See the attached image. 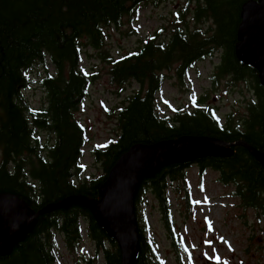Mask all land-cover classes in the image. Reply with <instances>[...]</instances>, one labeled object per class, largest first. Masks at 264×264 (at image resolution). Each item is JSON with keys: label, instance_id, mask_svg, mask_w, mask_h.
Masks as SVG:
<instances>
[{"label": "trees", "instance_id": "obj_1", "mask_svg": "<svg viewBox=\"0 0 264 264\" xmlns=\"http://www.w3.org/2000/svg\"><path fill=\"white\" fill-rule=\"evenodd\" d=\"M164 1L0 0V196L14 195L36 212L73 197L99 201L109 173L132 147L176 142L184 137L243 141L264 152V87L258 71L243 65L236 55L242 10L259 0H188L168 28L148 35L136 50L116 59L102 54L112 84H136L138 88L112 112L116 136L92 151L104 176L80 178L90 139L76 113L97 79L96 74L81 68L83 49L103 50L109 26L133 21L144 4L158 6ZM207 22L212 27L205 32L202 29ZM219 52L216 84L218 79L232 77L234 83L249 80L253 85L255 98L247 103L246 114L239 119L233 114L222 116L203 97L191 110L161 117L157 99L168 80L164 73L176 67L177 78L183 82L199 62ZM49 65L53 73H47L40 82L46 99L40 109H33L24 96L30 85L28 72ZM233 150L228 159L208 158L193 164L201 178L212 169L219 174L220 184L233 185V195L241 207L253 211L258 224L264 226V164L245 147ZM191 165H172L143 180L135 199L141 250L136 264H157L142 226L140 207L148 193L157 201L174 249L182 251L169 194H182L190 210L185 173ZM83 227L96 248L95 256L89 258L79 252ZM57 236L78 257L76 264H98L99 258L103 264H121L120 250L110 234L88 209L77 204L41 216L26 240L11 255L0 257V264H57Z\"/></svg>", "mask_w": 264, "mask_h": 264}, {"label": "rangeland", "instance_id": "obj_2", "mask_svg": "<svg viewBox=\"0 0 264 264\" xmlns=\"http://www.w3.org/2000/svg\"><path fill=\"white\" fill-rule=\"evenodd\" d=\"M187 1L166 0L158 6L152 2L144 4L136 11L133 21L106 29L103 50L83 49L81 68L96 74L97 79L76 113L90 139L81 163L85 168L79 175L82 180L104 176L101 165L93 159L92 151L116 136L117 123L112 112L122 107L126 98L138 88L136 84L124 87L112 84L108 63L102 54L107 53L116 59L136 50L148 35L168 28ZM211 27L212 23L207 22L202 30L206 32ZM220 55L221 52L199 62L183 82L177 78L176 67L164 73L168 80L157 99L161 117L173 116L179 110H191L196 105L194 102L203 97L207 105L217 109L222 116L233 114L239 119L246 114L247 103L255 98L253 85L249 80L234 83L232 77L218 79L216 84L214 78L219 74ZM47 73H53L52 66L28 72L30 85L24 96L33 109H40L46 99L40 82ZM46 139L42 134V140ZM1 159L0 148V162ZM198 170V166L192 164L185 173L190 189V210L185 206L182 194H169L181 252L174 249L151 193L147 194L140 207L142 226L156 254L157 264H264V226L258 224L256 214L241 207L240 200L233 195V185L220 184L217 172L210 169L201 178ZM82 236L84 241L80 254L86 258L95 256L96 248L87 239L85 227ZM55 254L57 264H76L78 261V257L66 249L61 236L56 237ZM98 260V264H103L100 258Z\"/></svg>", "mask_w": 264, "mask_h": 264}, {"label": "water", "instance_id": "obj_3", "mask_svg": "<svg viewBox=\"0 0 264 264\" xmlns=\"http://www.w3.org/2000/svg\"><path fill=\"white\" fill-rule=\"evenodd\" d=\"M241 18L236 55L243 65H252L258 71L264 87V0L247 4ZM239 146L264 164V152L243 141L226 143L214 138L184 137L176 142L132 147L109 173L99 201L73 197L36 212L20 198L3 194L0 196V257L11 255L35 230L41 216L77 204L88 209L110 234L120 250L121 264H136L141 250L135 199L143 180L172 165L193 164L208 158L228 159L234 154L233 148Z\"/></svg>", "mask_w": 264, "mask_h": 264}]
</instances>
